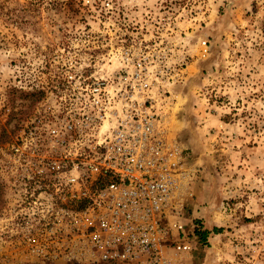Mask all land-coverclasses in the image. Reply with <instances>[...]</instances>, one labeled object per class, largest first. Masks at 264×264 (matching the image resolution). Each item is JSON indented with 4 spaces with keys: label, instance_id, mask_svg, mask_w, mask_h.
I'll list each match as a JSON object with an SVG mask.
<instances>
[{
    "label": "rangeland",
    "instance_id": "rangeland-1",
    "mask_svg": "<svg viewBox=\"0 0 264 264\" xmlns=\"http://www.w3.org/2000/svg\"><path fill=\"white\" fill-rule=\"evenodd\" d=\"M131 47L166 67L154 105L192 195L180 264H264V0H0V264H73L24 244L19 161L50 157L68 77H110Z\"/></svg>",
    "mask_w": 264,
    "mask_h": 264
},
{
    "label": "built area",
    "instance_id": "built-area-1",
    "mask_svg": "<svg viewBox=\"0 0 264 264\" xmlns=\"http://www.w3.org/2000/svg\"><path fill=\"white\" fill-rule=\"evenodd\" d=\"M152 57L120 49L110 77H68L70 89L57 100L61 119L49 131L50 157L19 161L16 224L35 257L73 264L182 262L187 246L173 245V222L192 195L183 151L167 138L154 105L166 67ZM31 146L27 153L44 148Z\"/></svg>",
    "mask_w": 264,
    "mask_h": 264
},
{
    "label": "trees",
    "instance_id": "trees-1",
    "mask_svg": "<svg viewBox=\"0 0 264 264\" xmlns=\"http://www.w3.org/2000/svg\"><path fill=\"white\" fill-rule=\"evenodd\" d=\"M189 227L192 237L197 241V243L206 245L209 230L206 228L204 223L199 221H193V223L191 222V225Z\"/></svg>",
    "mask_w": 264,
    "mask_h": 264
}]
</instances>
